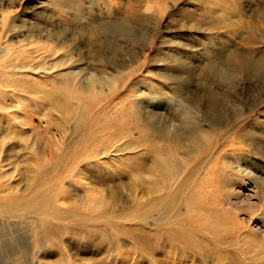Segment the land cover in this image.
Segmentation results:
<instances>
[{
  "label": "rangeland",
  "instance_id": "374dc122",
  "mask_svg": "<svg viewBox=\"0 0 264 264\" xmlns=\"http://www.w3.org/2000/svg\"><path fill=\"white\" fill-rule=\"evenodd\" d=\"M0 2V12L6 11L15 30L7 34V42L18 45L31 33L48 47L52 60L61 64L53 72H39L40 76L57 75L46 81L54 91L71 92L59 83V73L76 83L114 80L113 95L123 94L118 98L121 103L125 96L133 101L138 114L134 115L140 116L150 135L160 130L169 139H178L179 158L187 152L191 136L197 135L192 131L200 130L204 149L193 153L195 161L183 173L184 185L191 181L188 186L193 188L196 176L188 180L187 175H195L198 160H208L214 168L212 179L204 184L206 191L198 198L190 197L189 208L182 204L188 186L174 189L181 204L168 214L170 219L159 236L149 240L143 230L126 225H118V234L96 231L95 237L86 240L71 228L51 236L42 226L32 229L27 220L13 219L7 224L0 219V264H264V84L247 83L246 57L239 64L225 57L232 50L264 56V0ZM232 72H240L244 80L235 95L220 83ZM25 101L24 108L35 113L37 125L51 128L53 123L46 121L55 117L45 105ZM2 103L0 98V107ZM166 144L164 140L157 147L168 151ZM37 146L39 151L41 146ZM149 158L146 153L139 159L148 164ZM114 172L112 184L124 187V196H146L123 163L116 162ZM96 174L100 183L109 178ZM228 175L238 179L231 195L218 185ZM19 186L24 187V182ZM64 187L71 197L65 206L75 205V196L67 184ZM178 212L187 217L188 224L170 225ZM153 223L146 228L154 230ZM255 251L261 253L259 258Z\"/></svg>",
  "mask_w": 264,
  "mask_h": 264
},
{
  "label": "bare ground",
  "instance_id": "6f19581e",
  "mask_svg": "<svg viewBox=\"0 0 264 264\" xmlns=\"http://www.w3.org/2000/svg\"><path fill=\"white\" fill-rule=\"evenodd\" d=\"M13 27L8 14L2 10L0 12V40L2 38L0 98L3 102L2 114L0 113L2 223L8 224L13 219L27 220L29 227L33 229V226H42L45 233L51 236H58L63 228H71L74 234L84 235L86 240L95 237L96 231L101 232V235L103 233L105 235L106 232L111 235L118 234L121 232L118 225H126L134 230L141 229L142 235L148 240L151 236L154 238L159 236L161 228L166 226L170 219L168 214L174 209L177 210L181 204L180 194H176L174 189H183L184 186L186 189L191 181L185 180L188 183L184 185L183 173L195 161L194 154L204 149L203 142L201 143L198 137L200 130L196 128L198 131L196 129L192 131V134L197 135L191 136L190 146L187 152L181 153V159L178 156L180 149L178 139H169L168 134L160 130L155 136L150 135L148 128L142 126L144 124L141 118L139 119L140 116H135L138 114L135 113L137 107L133 101L125 96L123 103L118 102V98H122L123 94L113 95L114 80L91 79L86 83H76L74 78H70L66 73H59L58 77L62 76L58 78L59 83L67 85L71 92L68 94L67 91L62 93L54 91L46 81L55 79L57 75L47 73L40 76L39 72L61 68V64L52 60L53 54L49 53L48 47L35 41L31 33L27 38L18 41V45L7 42V34L15 31ZM39 60L42 62H38ZM48 60L52 61L46 64ZM24 100L27 103L35 101L44 104V109H48L49 114L55 117L46 121L47 124L52 122V127L37 125L40 122H37L33 111L24 108L26 106ZM26 128L30 134L26 135ZM30 138H34L32 141H35L32 142ZM164 140L168 144H166L168 151L161 146L157 147L163 145ZM37 145L41 146L39 151ZM140 147L144 150L138 149ZM146 153L150 155L148 164L139 159ZM116 162L123 163L132 178L130 179L137 182V188L143 190L146 196L136 198L138 193L135 195L128 193L124 196V187L122 189L119 184L115 186L112 184ZM103 166H106L105 170L101 168ZM213 171L214 168L208 160L197 161L195 175H187L188 180H193L195 176L196 178L192 182L193 188L190 189V184L184 194L182 203L184 207L189 208L190 197L196 195L195 198H198L201 196L200 192L206 191L204 184L212 179ZM99 172L109 176L106 183H100L96 174L99 175ZM228 179L224 177L218 185L223 186L226 193L231 195L233 182H238V179L232 175H228ZM21 182H24L25 186L20 188ZM65 184L69 192L75 196V205L70 202L67 207L65 206V200L71 198L67 195ZM209 190L207 188V191ZM168 199L170 203L167 202ZM173 217V223L170 225L188 222L187 217L180 212L175 213ZM151 223L156 225L154 230L146 228L150 227ZM146 247L150 249L149 244ZM260 254L255 251L257 258Z\"/></svg>",
  "mask_w": 264,
  "mask_h": 264
},
{
  "label": "clouds",
  "instance_id": "9594fccd",
  "mask_svg": "<svg viewBox=\"0 0 264 264\" xmlns=\"http://www.w3.org/2000/svg\"><path fill=\"white\" fill-rule=\"evenodd\" d=\"M226 58H230L231 62L239 64L242 62V57L247 58L250 67V75L247 83L251 85L264 84V56H256L254 54H242L236 50L225 53ZM223 88L230 94L235 95L244 83L243 75L240 72H232L226 74L220 81Z\"/></svg>",
  "mask_w": 264,
  "mask_h": 264
}]
</instances>
